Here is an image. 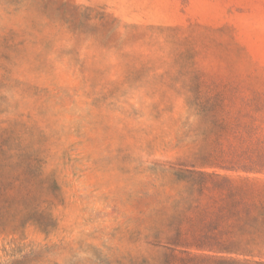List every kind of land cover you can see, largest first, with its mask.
Instances as JSON below:
<instances>
[{
    "label": "rangeland",
    "instance_id": "rangeland-1",
    "mask_svg": "<svg viewBox=\"0 0 264 264\" xmlns=\"http://www.w3.org/2000/svg\"><path fill=\"white\" fill-rule=\"evenodd\" d=\"M221 103L264 119V0H0V264H156Z\"/></svg>",
    "mask_w": 264,
    "mask_h": 264
},
{
    "label": "trees",
    "instance_id": "trees-1",
    "mask_svg": "<svg viewBox=\"0 0 264 264\" xmlns=\"http://www.w3.org/2000/svg\"><path fill=\"white\" fill-rule=\"evenodd\" d=\"M216 108L202 165L175 169L188 205L171 234L154 235L166 249L156 264H264V119Z\"/></svg>",
    "mask_w": 264,
    "mask_h": 264
}]
</instances>
